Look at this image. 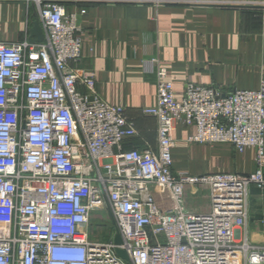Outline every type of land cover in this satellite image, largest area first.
Here are the masks:
<instances>
[{
  "label": "built area",
  "instance_id": "2783aa9c",
  "mask_svg": "<svg viewBox=\"0 0 264 264\" xmlns=\"http://www.w3.org/2000/svg\"><path fill=\"white\" fill-rule=\"evenodd\" d=\"M30 1L43 41H0V264H264V243L237 234L248 187H264V81L228 94L188 82L177 99L153 60L156 103L142 111L156 119V148L123 149L136 129L77 65L78 13ZM175 123L195 127L189 142L253 148L254 171H174ZM201 185L209 209L192 211L185 188ZM95 212L111 221L107 240Z\"/></svg>",
  "mask_w": 264,
  "mask_h": 264
},
{
  "label": "crops",
  "instance_id": "0c3cea01",
  "mask_svg": "<svg viewBox=\"0 0 264 264\" xmlns=\"http://www.w3.org/2000/svg\"><path fill=\"white\" fill-rule=\"evenodd\" d=\"M167 1L155 5L145 0H59L68 12L78 13L83 45L77 65L94 72L97 94L122 106L134 124L136 135L122 143L126 150L157 145L156 119L142 111L156 103L153 60L165 68L177 99L188 82L228 94L234 89L256 90L264 81V0ZM36 21L32 1L0 0V41L28 40ZM195 132L193 125L175 123L174 171H254L253 148L240 152L228 143L189 142ZM185 192L190 210L209 209L206 186L186 187ZM237 234L251 243H264V187H248L246 218Z\"/></svg>",
  "mask_w": 264,
  "mask_h": 264
},
{
  "label": "rangeland",
  "instance_id": "374dc122",
  "mask_svg": "<svg viewBox=\"0 0 264 264\" xmlns=\"http://www.w3.org/2000/svg\"><path fill=\"white\" fill-rule=\"evenodd\" d=\"M210 202V201H209ZM94 220H92L93 227L92 231L93 233L99 235L101 240H107L109 239V225L111 221L107 219L104 215H102L100 212H95L93 214Z\"/></svg>",
  "mask_w": 264,
  "mask_h": 264
},
{
  "label": "water",
  "instance_id": "95a60500",
  "mask_svg": "<svg viewBox=\"0 0 264 264\" xmlns=\"http://www.w3.org/2000/svg\"><path fill=\"white\" fill-rule=\"evenodd\" d=\"M44 39V33L42 32V29L38 23V21H36L30 31V38L28 39L30 42H40L43 41ZM113 241L116 244H120L121 243V239L120 236L118 234H116L113 238ZM117 253L119 256H121L124 259H127V255L123 250L117 249Z\"/></svg>",
  "mask_w": 264,
  "mask_h": 264
}]
</instances>
